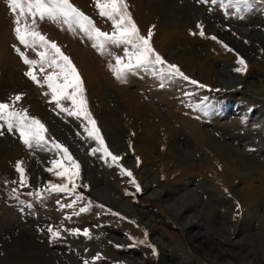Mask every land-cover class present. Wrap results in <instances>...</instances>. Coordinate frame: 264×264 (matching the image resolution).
Returning a JSON list of instances; mask_svg holds the SVG:
<instances>
[{
	"label": "rangeland",
	"instance_id": "rangeland-1",
	"mask_svg": "<svg viewBox=\"0 0 264 264\" xmlns=\"http://www.w3.org/2000/svg\"><path fill=\"white\" fill-rule=\"evenodd\" d=\"M162 1L168 3L167 10ZM127 2L141 34L147 35L149 28L155 26L153 47L169 63L178 65L191 79L208 87L199 88L180 78L161 80L143 68L128 73L123 80L117 79L109 64H115L116 55H124L123 46H110L112 55L101 54L91 40L79 32L73 34L66 26L44 20L39 22V28L48 39L57 42L78 68L88 106L107 146L122 157L119 164L132 171L142 189L140 192L110 158L106 163L100 153L91 154L97 144L87 136L83 122L56 108L50 96L43 95L46 86L38 87L25 75L29 66L13 45L32 59L38 57L19 44L13 31V14L6 0H0V102L23 93L17 107L26 108L30 115L38 117L47 127L49 140L54 138L65 145L80 164L75 193L43 191L49 181L64 182L47 171L52 167L51 161L61 157L54 151L28 148L17 132H8L6 126L0 129L4 133L0 135V264H178L183 260L185 264H212L194 251L181 225L165 211L166 200L179 197L190 188L198 189L197 195L202 196L206 192L203 188L209 184L225 192V201L239 228L248 222L251 230L256 224L255 232L258 231L260 224L251 216L257 205L246 203L238 188L248 180L264 186V96L243 85L227 90L206 84L197 78L199 69L192 75L188 67L179 65L167 51H162L159 43L173 38L188 49L193 47L199 53V61L206 59L216 69L230 68L234 74L241 73L244 77L253 70L262 76L264 48L258 45L262 54L259 60H251L254 53L247 48L251 46L248 34L264 41V0H250L247 6L239 8L229 7L226 0L224 6L212 4L211 0L208 3L201 0ZM72 3L91 16L102 31H112L111 21L98 14L94 0H72ZM164 23L173 26L172 37L163 30ZM198 23L203 25L205 36L199 34ZM240 31L247 37H239ZM224 35L240 42L250 56L231 45ZM212 36L217 39H211ZM85 53L90 63L81 56ZM238 58L246 62L244 72L234 71L241 67ZM35 71L42 80L45 73L38 66ZM97 85L103 93L97 92ZM64 103L70 105V102ZM130 108L135 110L131 112ZM134 111H139L141 116L140 113L135 116ZM149 126L158 134L161 145L145 136L148 132L145 128ZM172 142L188 148L195 156L194 164L174 161L167 152ZM146 146L150 149L146 150ZM233 151L256 163L257 169H246L241 174L238 167L233 173L228 172L226 157L233 156ZM17 161H22L26 168L28 181L24 187L20 186L15 169ZM148 182L152 183L149 190L146 189ZM99 189L113 198L118 196L121 204L117 207L100 200L95 194ZM173 189L177 193L172 195L169 192ZM152 191L160 193L158 200L148 198ZM78 194L84 198L77 199ZM215 205L220 207V203ZM259 206L264 213V203ZM129 207L133 211L128 212ZM82 208L87 211L82 212ZM49 227L58 229L60 237L53 239ZM71 229H80L81 234H73ZM83 229H88L90 236H84ZM145 239L148 243H138ZM148 244L155 246V255ZM224 248L237 250L233 246Z\"/></svg>",
	"mask_w": 264,
	"mask_h": 264
},
{
	"label": "snow or ice",
	"instance_id": "snow-or-ice-1",
	"mask_svg": "<svg viewBox=\"0 0 264 264\" xmlns=\"http://www.w3.org/2000/svg\"><path fill=\"white\" fill-rule=\"evenodd\" d=\"M201 2L208 3L209 0H201ZM6 3L13 14V31L16 39L20 45H23L25 49L32 50L38 57V59H32L25 51H21L20 47L13 45L24 64L29 66L25 75L38 87L44 88L46 86L47 91L43 95L50 96V102H54L56 108L66 113L67 116L83 122L87 136L97 144V147L91 150V154L100 153L101 159H104L106 163L110 158L111 163L119 166L122 174L131 178L129 183L135 186L137 192H140L142 189L133 177L132 171L119 164L122 157L115 155L108 148L97 121L88 106L84 81L78 68L71 58L62 51L57 42L48 39L40 31L39 22L47 20L61 27L66 26L67 30L73 34L77 32L83 34L84 37L93 42L92 46L101 54L112 55L109 51L110 46H123L124 55H116L115 64H109L117 79L123 80L128 73L143 68L146 71L151 70L152 74L161 80L180 78L199 88L208 86L191 79L178 65L169 63L153 47L152 37L155 26L149 28L147 35L141 34L129 10L127 0H94L98 14L111 21V32L102 31L97 27L92 17L72 3V0H6ZM211 3L224 6L225 0H211ZM226 3L229 7L235 5L239 8L241 5L247 6L250 0H226ZM197 28L200 29L199 34L205 36L201 23L197 24ZM210 38L217 39L215 36ZM224 47L227 48L228 46L224 45ZM238 63L241 67H237L234 71L244 72L247 67L246 62L243 58H238ZM37 66L41 73H45L42 80L35 71ZM46 69H50V71H46ZM23 95V93H17L9 97V101L0 102V129L6 126L8 132H17L20 140L28 148L36 147L54 151L61 157L59 160L51 161L52 167L48 168L47 171L54 176L63 178L64 182L53 183L49 181L43 191L75 193L76 180L80 177L79 162L72 157L65 145L54 138L49 140L47 127L38 117L30 115L26 108L17 107V103L22 100ZM66 101L70 102L69 106H65L64 102ZM3 134V131H0V135ZM137 161L139 163V158ZM15 169L19 173L20 186L24 187L28 177L23 162L17 161ZM84 186L87 187V185ZM15 192L16 190L13 189V193ZM40 194L36 193V195ZM127 194L134 195V193ZM29 195H33V193H29ZM83 198L82 194L77 195V199ZM237 207L239 208L238 202ZM81 211H87V208H82ZM48 231L53 239L61 235L58 229L49 227ZM70 231L73 234H81L80 229H71ZM82 234L86 237L90 236L88 229H83ZM146 235L147 233H145ZM138 243L148 242L145 239L138 241ZM148 246L152 248L155 255V246L151 244ZM117 247H121V245H117Z\"/></svg>",
	"mask_w": 264,
	"mask_h": 264
},
{
	"label": "bare ground",
	"instance_id": "bare-ground-1",
	"mask_svg": "<svg viewBox=\"0 0 264 264\" xmlns=\"http://www.w3.org/2000/svg\"><path fill=\"white\" fill-rule=\"evenodd\" d=\"M162 3H163V8L167 10L169 8L168 3H166L165 1H162ZM164 29L165 32L169 34V36L171 37L173 36L172 35L174 32L173 26L169 27L165 24L163 30ZM224 37L228 40V42L231 45L236 47L239 51H242L245 54L246 52H248L247 55L249 54V51H252L254 53V57H252L251 60H259V58L262 56L261 50L258 48L259 44H260L259 46L260 48L262 47L264 48V45L263 46L261 45V43H264L262 39L255 38L254 35L248 34L251 46L247 48L249 49V51H246L245 50L246 47H244L240 42L235 41L229 35H224ZM239 37L244 38L247 36L245 35V33L240 31ZM159 48L162 51H167L170 58L176 62L178 61L177 63L179 65L184 66V68L188 67L192 75H195L194 73L195 70L199 69L198 70L199 74L197 78L201 79L203 82H206V84L208 85L221 87L222 89H227V90L238 88L243 85L247 90L264 96V72H262V76H258L253 73V70H251L250 74H247L246 77H244L242 76L241 73L234 74L230 68L216 69L212 65L208 64L207 63L208 61H206V59H201V61H199L200 60L199 53L193 47H190V49H188L184 44L179 43L173 38H166V40L165 39L162 40V42L159 43ZM81 56L83 57L84 60H87L88 63H90V57L87 56L86 53L82 54ZM97 92L103 93L100 85H97ZM133 108H130L131 112H133L132 111ZM139 111L138 112L134 111L136 112L135 116H137L138 113H140ZM145 130L148 131L147 135L145 133H143V135L145 134V136L148 137V140L149 141L151 140L150 142L154 141L161 145V142L157 138L158 134H155L154 129H150L149 126L145 128ZM168 130L169 131L167 133L169 135L171 134V130L170 129ZM205 141L207 142V140ZM167 147L169 149V151L167 152H169V155H171L174 161L176 162L180 161V162H185L186 164H191V163L194 164V162L196 161L195 156L192 154V152L184 146L181 147V145L178 142H174V143L172 142ZM148 148L150 149V146H146V150ZM233 152H235L233 156L230 154L226 157L229 162L228 163L229 165L227 167L228 172L233 173V170L238 167L240 168L239 172L241 174H243V172H245L246 169H251L252 171L257 169L258 166L256 163H253V161L252 162L248 161L244 157L241 158V155L238 154L240 153L239 151L238 153L236 151ZM91 175H93V171ZM245 182L247 183L243 187L238 188V191L244 195L246 203L248 204L253 203L252 205L255 204V206L257 205L256 208L254 207L253 213L251 215L253 218H255V223L259 222L260 224L257 232H255V228H257L255 226L256 224L252 225L251 223V225L253 226V230H251L252 228L251 229L249 228L250 225L249 226L247 225L248 222H246L245 227H243V225H242L243 228H239L241 226L238 227L236 222V217L232 214L227 201H225L226 200L224 198L225 192L216 189L215 185L209 184L208 186H205L203 188L206 191L204 192V194H207V196L205 195L206 197L204 196V194H202V196H198L197 195L198 189L192 190L190 188L191 190L190 189L187 190L185 194H182L176 198H170L165 202L166 213L169 214L171 217H173V219L176 221V223L179 226L181 225L183 232H185L186 235H188L189 243L193 245L192 247L194 251L199 253L203 258H205L207 261H209L212 264H264V213H262L259 206V205L262 206V204L264 203V186L262 184L256 185V181L254 180H248ZM151 184L152 183L148 182V184L146 185V189L149 190L152 186ZM105 193H103L102 190L100 191V189L99 191L95 192V194L100 200L111 203V205L117 207L118 204H121L122 199L118 198V196L113 198ZM169 193L173 195L174 193L177 192L175 191V189H173V191H170ZM169 193L165 192V195H168ZM148 198H151L153 200H158L160 198V193L157 191H152L148 195ZM176 199L178 201H174ZM216 203H220V207L215 205ZM126 210L128 212L133 211L130 210V207L126 208ZM142 214L145 215V212ZM248 219L251 220V217ZM240 235L242 236L237 239L236 237ZM227 246L236 247L237 250H233V251L227 250L224 248ZM182 262L183 263L179 262L178 264H185L184 260Z\"/></svg>",
	"mask_w": 264,
	"mask_h": 264
}]
</instances>
